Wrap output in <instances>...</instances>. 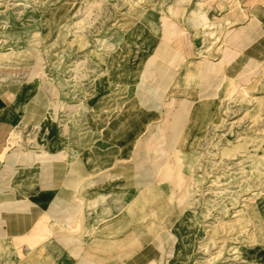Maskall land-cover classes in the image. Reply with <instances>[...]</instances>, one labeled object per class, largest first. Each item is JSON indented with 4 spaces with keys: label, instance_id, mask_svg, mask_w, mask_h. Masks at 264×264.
Listing matches in <instances>:
<instances>
[{
    "label": "crops",
    "instance_id": "obj_1",
    "mask_svg": "<svg viewBox=\"0 0 264 264\" xmlns=\"http://www.w3.org/2000/svg\"><path fill=\"white\" fill-rule=\"evenodd\" d=\"M178 7L167 16L178 20ZM195 10L181 34L164 19L161 40L146 58L149 79L126 84L133 88L130 99L101 76L102 94L82 113L36 66L24 82L0 83V264L186 263L194 212L186 210L159 234L151 221L165 194L156 173L166 164L172 168L190 105L172 100L170 90L182 72H194L189 96L198 106L206 94L223 98L231 78L258 73L264 62V22L258 20L227 31L217 60L200 61L194 38L183 35L205 18ZM85 72L97 73L88 66ZM112 107L118 109L109 112ZM62 113H82L74 123L102 124L95 131L65 130ZM245 256L264 264V248Z\"/></svg>",
    "mask_w": 264,
    "mask_h": 264
},
{
    "label": "rangeland",
    "instance_id": "obj_2",
    "mask_svg": "<svg viewBox=\"0 0 264 264\" xmlns=\"http://www.w3.org/2000/svg\"><path fill=\"white\" fill-rule=\"evenodd\" d=\"M198 3L206 20L215 24L213 38L205 37L200 26L183 33L194 38L200 61L218 59L230 29L264 22V0H0V83L24 82L36 66L57 85L62 99L77 100L82 113L102 94L101 76L117 84L123 100L130 99L133 88L127 85L149 79L145 62L161 40L164 19L181 34ZM172 6H180L178 20L167 16ZM85 66L97 73H83ZM260 67L251 76L231 78L223 98L217 92L203 95L198 106H192L189 96L194 72H182L179 85L170 90L172 100L182 98L190 105L183 110L172 168L166 164L156 173L155 183L165 194L151 221L159 234L186 210L194 212L196 227L184 264L260 263L245 256L264 248V62ZM167 76L168 86L173 80ZM259 77L257 87L249 88ZM247 79L249 85L242 86ZM81 114L62 113V129L101 127L98 122L74 123Z\"/></svg>",
    "mask_w": 264,
    "mask_h": 264
},
{
    "label": "bare ground",
    "instance_id": "obj_3",
    "mask_svg": "<svg viewBox=\"0 0 264 264\" xmlns=\"http://www.w3.org/2000/svg\"><path fill=\"white\" fill-rule=\"evenodd\" d=\"M198 5L199 6L196 8L195 11H196V14L199 15L202 12L203 5H202V3H198ZM214 26H215V24L213 22H210L206 19H203L202 22L200 23L199 29L202 30L205 37L213 38L215 36ZM225 31H227V30H225ZM223 44H224V41L221 40V42L219 43L218 46H220V48L222 49ZM216 49L217 48H215V49L211 48V50H213V51H216ZM236 79H239V78L236 77ZM241 81H242L241 82L242 86H247V85H249V82H250L249 79L241 80Z\"/></svg>",
    "mask_w": 264,
    "mask_h": 264
}]
</instances>
